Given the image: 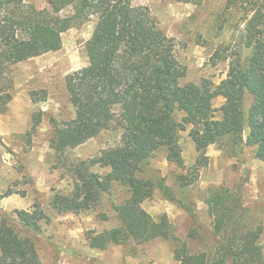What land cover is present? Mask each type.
Returning a JSON list of instances; mask_svg holds the SVG:
<instances>
[{"label": "trees", "instance_id": "16d2710c", "mask_svg": "<svg viewBox=\"0 0 264 264\" xmlns=\"http://www.w3.org/2000/svg\"><path fill=\"white\" fill-rule=\"evenodd\" d=\"M184 1L200 5L206 0ZM69 6L71 13L63 14ZM226 7L242 15L243 44L252 52L246 60L238 55L227 77L214 86L208 78L183 82L187 66L176 55L175 39L160 26L149 5L134 0H50L49 8L37 9L25 0H0V114L13 99L12 66L60 50L64 32L97 16L86 42L89 64L66 78L75 117L52 118L50 143L62 160L69 149L102 131L116 124L123 129L119 145L72 163V191H58L51 198L58 214H79L101 206L114 182L128 186L129 197L120 203L113 201L121 225L101 232L88 230L91 247L105 249L129 239L145 243L168 238L177 244L175 258L180 264H264L259 246L262 228L238 226L245 211L243 199L235 200L234 206L227 204L220 187L211 189L215 192L209 199L219 248L208 258L190 252L166 214L156 219L143 207L157 188H167L147 174L144 165L165 150L168 160L186 169L180 137L188 127L201 152V166L208 164L207 148L216 143L247 145L264 161V0H226ZM248 93L254 101L246 110ZM31 96L41 101L48 94L44 89L33 90ZM219 96L225 101L217 108L214 100ZM96 166L111 170L101 174L93 169ZM189 176H182L186 184L192 181ZM178 202L196 217L192 203ZM14 214L12 218L5 212L0 220V264H44L34 239L22 231L41 233L51 216L40 204L15 209Z\"/></svg>", "mask_w": 264, "mask_h": 264}, {"label": "rangeland", "instance_id": "374dc122", "mask_svg": "<svg viewBox=\"0 0 264 264\" xmlns=\"http://www.w3.org/2000/svg\"><path fill=\"white\" fill-rule=\"evenodd\" d=\"M134 1L149 5L160 26L175 39L176 55L187 66L183 82L198 83L208 78L217 86L227 77L230 64L238 55L244 60L251 55V49L243 44L242 15L227 8L226 0H206L200 5L184 0ZM25 2L37 9L50 6V0ZM72 10L69 6L62 13L70 14ZM96 22L97 16H93L64 32L60 50L12 66L13 99L6 112L0 114V220L5 212L14 218L15 209H32L40 204L51 216L50 222L43 224L41 233L24 230L22 234L34 239L44 264H180L175 258L174 239L157 238L145 243L129 239L105 249L91 247L86 237L88 230L101 232L121 225L113 201L123 202L130 190L120 182L113 183L111 191L104 194L102 205L92 211L60 215L50 204L56 192L72 191V163L94 157L105 148L119 145L122 139L123 129L116 124L69 149L62 160L50 145L54 134L52 118L61 121L75 117L66 78L89 64L86 42ZM43 89L47 91V99L33 100L31 91ZM224 101L223 97H216L214 106L219 108ZM253 101L254 97L248 93L246 110ZM182 116L181 113L178 118ZM36 119L39 122L34 129ZM189 131L190 127L180 137L186 169L168 160L165 150L144 165L147 174L169 187L170 192L157 188L143 207L156 219L166 214L175 235L186 241L190 252L208 258L219 248L220 236L216 234L209 199L215 192L211 189L220 187L227 204L234 206L235 200L243 199L245 211L238 226L262 228L259 246L264 258V161L256 158L253 148L247 145L216 143L207 148L208 164L201 166L198 163L201 152ZM93 169L101 174L111 170L100 166ZM188 174V180L192 181L186 184L182 176ZM178 201L192 203L196 217Z\"/></svg>", "mask_w": 264, "mask_h": 264}]
</instances>
